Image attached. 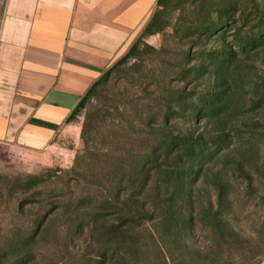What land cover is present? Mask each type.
<instances>
[{
	"label": "rangeland",
	"instance_id": "obj_1",
	"mask_svg": "<svg viewBox=\"0 0 264 264\" xmlns=\"http://www.w3.org/2000/svg\"><path fill=\"white\" fill-rule=\"evenodd\" d=\"M134 46L46 149L0 144V264H264V0H164Z\"/></svg>",
	"mask_w": 264,
	"mask_h": 264
},
{
	"label": "crops",
	"instance_id": "obj_2",
	"mask_svg": "<svg viewBox=\"0 0 264 264\" xmlns=\"http://www.w3.org/2000/svg\"><path fill=\"white\" fill-rule=\"evenodd\" d=\"M160 0H0V144L46 149Z\"/></svg>",
	"mask_w": 264,
	"mask_h": 264
},
{
	"label": "trees",
	"instance_id": "obj_3",
	"mask_svg": "<svg viewBox=\"0 0 264 264\" xmlns=\"http://www.w3.org/2000/svg\"><path fill=\"white\" fill-rule=\"evenodd\" d=\"M163 2H164V0H160L159 4H162ZM136 50H137L136 49V46H133L132 49L129 51V53L127 55L135 53ZM124 59H122L118 64H120L121 62H123ZM117 65H115V66H117ZM103 80H104V77L99 82H97L92 87V89L89 91V93L87 94V96L84 97V99H82V101L78 105L77 109L75 110L74 115L71 118L72 121H74V119L76 118L77 113L85 107L86 101L88 100V98H90L89 96L91 95V93L93 94V93L96 92L97 88L103 82ZM88 128H89V120L86 119V122L84 123V126H83V131H82V140L83 141H85V136H86V134L88 132ZM38 184H39V181L37 179H32L31 181L28 182L27 189H32V188L36 187Z\"/></svg>",
	"mask_w": 264,
	"mask_h": 264
}]
</instances>
